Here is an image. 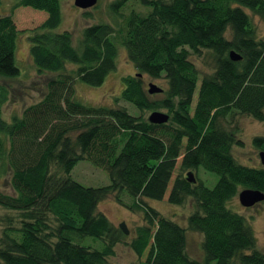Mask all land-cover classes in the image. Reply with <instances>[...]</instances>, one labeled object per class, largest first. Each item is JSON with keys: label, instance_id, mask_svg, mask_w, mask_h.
<instances>
[{"label": "trees", "instance_id": "16d2710c", "mask_svg": "<svg viewBox=\"0 0 264 264\" xmlns=\"http://www.w3.org/2000/svg\"><path fill=\"white\" fill-rule=\"evenodd\" d=\"M60 1L17 0L12 6L46 12L28 31L29 57L38 74L56 75L46 80L39 100L9 119L2 116L8 92L0 85V172L9 173L12 190L0 188V206L17 215L1 229L0 264H115L118 243L131 248L136 264H264L247 218L229 204L243 188L264 192V167L236 160L232 146L242 141L230 127L235 114L264 122V39L248 13L264 20V0H136L145 10L127 13L121 9L129 0H114L113 23L84 26L77 45L69 30L55 31ZM18 32L12 14H0L2 78L19 74ZM120 46L136 73L122 77L113 104L78 99L76 82L100 86L116 69ZM231 50L240 60L229 58ZM204 51L213 57L210 74L191 60ZM143 75L165 81L162 98L147 93ZM120 100L139 111L165 109L169 119L151 123ZM252 143L264 151V136ZM80 160L104 169L109 184L74 180L70 172ZM200 168L218 176L213 187L194 176ZM109 195L143 214L129 240L98 210ZM149 199L174 205L190 199L187 225L161 215ZM188 230L202 236L200 259L186 251Z\"/></svg>", "mask_w": 264, "mask_h": 264}, {"label": "rangeland", "instance_id": "374dc122", "mask_svg": "<svg viewBox=\"0 0 264 264\" xmlns=\"http://www.w3.org/2000/svg\"><path fill=\"white\" fill-rule=\"evenodd\" d=\"M16 1L17 0H1L0 3V14H12L13 21L19 31L15 50V63L19 68V74L15 77H0V85L8 92V100L1 108L2 116L5 119H9L13 114H20L25 106L39 100L45 91L46 80L56 75V72L38 74L29 57L30 43L27 38L28 31L45 20L47 16L46 12L28 6H17L12 8ZM112 1L114 0H97L95 6L83 10L76 7L73 4V0H61V21L55 28V31L69 30L72 34L73 44L77 45L81 29L84 26L100 20L113 23V20L109 17V4ZM131 8L140 11L145 10L138 1L129 0L122 7L121 11L127 13ZM85 11H89L87 16L84 15ZM246 11H248V9H246ZM248 13L252 18L257 37L264 39V20L251 11H248ZM191 60L202 74L212 73L213 57L208 51H204L200 56L192 55ZM68 66H72V64ZM135 73L136 69L128 60L125 48L120 46L116 57V69L106 76L100 86H91L80 81L76 82L75 96L89 105H112L114 97L119 96L123 88L122 77L134 75ZM143 82L145 89H147L149 82H153L162 88L166 87L163 79H154L147 75H143ZM162 97L163 93L152 94L153 99ZM118 105L124 106L131 114L142 115L146 119L151 112L150 110L139 111L131 104L122 100L118 102ZM159 111L168 112L165 109H159ZM230 127H236L235 136L242 141L241 145L234 144L232 146V154L236 160L244 165L264 167L259 159L260 149L255 148L252 143V139L255 136H264V122L258 121L251 116L235 114ZM70 176L85 186H103L110 182L106 171L94 166L88 160L78 161L72 168ZM194 176L203 179L205 185L208 187H213L218 179L215 173L206 171L202 168L194 171ZM0 188L4 192L12 193L9 184V173L6 170L0 172ZM125 195H122L123 201L128 202L130 197ZM148 202L150 206L158 210L161 215L171 218L184 227L187 225V216L193 209L190 199L179 205L170 204L166 200L149 199ZM229 204L234 211L247 218L255 234L257 248L264 251V201L251 207H243L240 205L236 196ZM98 210L102 211L115 225L119 226L120 223L124 222L128 229V234H126L128 240L135 236L136 227L144 223L141 211L129 210L123 204L118 203L113 195H109L101 200L98 204ZM8 218L12 219V222H14L17 219V215L13 211L4 209L0 206V232L8 222ZM186 235L187 253L193 258L200 259L201 234L188 230ZM88 240L91 241L92 239L88 238ZM111 260L115 264H136L137 256L126 243H118L115 246V255Z\"/></svg>", "mask_w": 264, "mask_h": 264}, {"label": "water", "instance_id": "95a60500", "mask_svg": "<svg viewBox=\"0 0 264 264\" xmlns=\"http://www.w3.org/2000/svg\"><path fill=\"white\" fill-rule=\"evenodd\" d=\"M97 3V0H73V4L83 10L89 9L93 6H95ZM229 58L233 61L240 60V55L237 54L235 51L231 50L229 51ZM141 75V74H139ZM147 93L149 94H155L162 92V87L158 86L157 84L153 82H149L147 85ZM169 119V115L165 112L159 111V110H152L147 117V120L151 123L155 124H161L167 122ZM259 159L262 165H264V151L259 152ZM186 178L189 182H194L195 178L191 171H188L186 173ZM238 201L240 205L243 207H251L261 201H264V192L258 189H252V188H243L238 192L237 195ZM120 229L123 230L125 234H128V229L125 226V223L119 224Z\"/></svg>", "mask_w": 264, "mask_h": 264}]
</instances>
